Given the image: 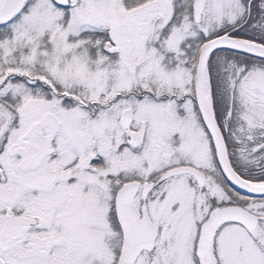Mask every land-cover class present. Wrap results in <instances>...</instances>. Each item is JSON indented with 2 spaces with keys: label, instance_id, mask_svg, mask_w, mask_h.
Here are the masks:
<instances>
[{
  "label": "snow or ice",
  "instance_id": "obj_1",
  "mask_svg": "<svg viewBox=\"0 0 264 264\" xmlns=\"http://www.w3.org/2000/svg\"><path fill=\"white\" fill-rule=\"evenodd\" d=\"M0 264H264V0H0Z\"/></svg>",
  "mask_w": 264,
  "mask_h": 264
}]
</instances>
